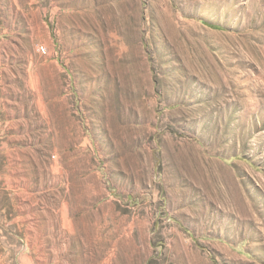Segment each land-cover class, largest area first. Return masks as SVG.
I'll list each match as a JSON object with an SVG mask.
<instances>
[{
    "label": "rangeland",
    "instance_id": "obj_1",
    "mask_svg": "<svg viewBox=\"0 0 264 264\" xmlns=\"http://www.w3.org/2000/svg\"><path fill=\"white\" fill-rule=\"evenodd\" d=\"M5 160L22 264H264V0H0Z\"/></svg>",
    "mask_w": 264,
    "mask_h": 264
},
{
    "label": "crops",
    "instance_id": "obj_2",
    "mask_svg": "<svg viewBox=\"0 0 264 264\" xmlns=\"http://www.w3.org/2000/svg\"><path fill=\"white\" fill-rule=\"evenodd\" d=\"M6 149V147H5ZM12 167L9 160H5L3 163H0V250H3L6 253L7 244L6 238H8L7 233L8 229L12 226L7 227V225H12L10 220L7 221L6 211L8 210L9 205L11 204V192L13 190L10 187L11 184V173L10 168ZM6 198V200H4ZM14 225V224H13ZM9 234V233H8ZM9 245V252L13 251L15 254L13 257L16 258L20 264L22 262H28L31 260V256L28 253L22 254L20 242L12 241ZM1 258V256H0Z\"/></svg>",
    "mask_w": 264,
    "mask_h": 264
},
{
    "label": "built area",
    "instance_id": "obj_3",
    "mask_svg": "<svg viewBox=\"0 0 264 264\" xmlns=\"http://www.w3.org/2000/svg\"><path fill=\"white\" fill-rule=\"evenodd\" d=\"M40 50H41V51H44V49H43V48H40Z\"/></svg>",
    "mask_w": 264,
    "mask_h": 264
}]
</instances>
